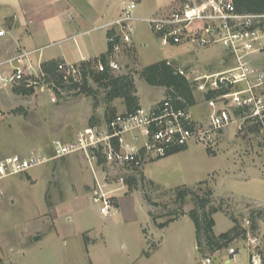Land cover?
<instances>
[{"label": "rangeland", "instance_id": "1", "mask_svg": "<svg viewBox=\"0 0 264 264\" xmlns=\"http://www.w3.org/2000/svg\"><path fill=\"white\" fill-rule=\"evenodd\" d=\"M4 5L0 7V16L14 8L11 4ZM100 33L95 31L93 35H102ZM84 40L87 43L88 36ZM182 43L162 46L148 24L137 21L132 40L137 58L131 46L126 51H122L125 48L122 47L117 55L119 70L112 73L132 74L138 101L140 98L143 107L147 108L155 100L157 104L165 98V88L162 87V91L159 86L146 84L137 73L142 67L167 59L178 70L189 74L191 70L207 69L209 60L218 58L222 51L218 45ZM37 44L41 49L30 54H35V60L38 57L57 60L64 54L70 62L80 57L73 41ZM18 51L17 47L14 55ZM181 53L185 55L179 57ZM30 60L34 61L32 56ZM9 72L10 69L0 72V153L18 150L25 156L40 152L49 160L0 181V255L5 261L10 259L12 264H90L89 258L93 257L96 264H192L195 229L187 214L193 208L189 198L181 207L184 214L164 230L153 224L149 213L157 216V222L174 217L179 209L172 196L175 189L195 187L202 195L205 186H197L201 181H206L213 190L211 205L221 207V211L213 214L216 233L231 228V216L247 228L249 225L244 221L250 219L252 211L264 212V174L249 166L254 157L264 159L263 147H258L257 156L240 150L239 139L232 137L234 126L230 125L225 138L233 141L218 137L213 152L202 142L189 141L184 150L147 161L139 171L143 173V181L139 173L129 176L127 189L116 192L117 208L109 216H103L91 201L92 176L83 156L73 153L50 159L52 139L71 142L83 127L101 126L110 118L106 117V103L101 102L100 93L95 94L98 98L95 104L93 94L83 90L81 81L77 87L64 83L65 87L58 94L47 82L35 88L31 95L15 94L12 87H2L1 78ZM89 85L87 87L97 88L93 83ZM193 93L196 102L189 108L196 115L201 112L203 97L195 90ZM107 105L115 114L126 111L122 98ZM242 139L248 144L257 142L263 146L255 131ZM8 155L0 154V159ZM77 180H82L81 187L76 184ZM145 194L152 199V205L146 202ZM52 217L54 221L51 222ZM53 222L57 233L53 228L48 232ZM259 228L261 233L257 229L252 236L263 241L264 219L260 220ZM32 230L39 231L36 235L39 238L30 237ZM62 234L66 235L65 244L60 239ZM248 243L238 238L228 247L241 249ZM243 248L235 258L237 264H246ZM262 249L258 247L259 252ZM205 256L214 259L216 254L205 253Z\"/></svg>", "mask_w": 264, "mask_h": 264}, {"label": "built area", "instance_id": "2", "mask_svg": "<svg viewBox=\"0 0 264 264\" xmlns=\"http://www.w3.org/2000/svg\"><path fill=\"white\" fill-rule=\"evenodd\" d=\"M117 18L105 24L107 42L112 49L107 64L95 60L98 71L106 66L119 70L117 55L122 47H130L134 35V10L137 0H122ZM163 46L189 42L197 46L219 45L229 55L232 64L209 73H191L175 69L200 93L210 108L208 119L197 122L189 108H177L170 99L150 107L139 106L133 111L116 113L103 125H90L80 130L71 142L52 140L50 159L79 153L89 166L92 185L91 201L100 214L115 211L116 192L127 189V178L142 170L147 161L166 156L184 147L189 141L204 143L213 149L220 133L230 125L234 135L258 134L264 143V11L238 12L233 0H176L173 5L151 18L144 19ZM6 31L0 28V36ZM122 50V51H124ZM31 51L20 50L4 63L11 69L3 76L2 87L46 85L40 64L31 61ZM167 63H170L167 61ZM57 71L64 83H80L78 63L61 59ZM49 83V82H47ZM53 88V83H49ZM53 90V89H52ZM58 87L57 91L61 92ZM49 160L40 152L27 157L10 155L0 160V181L7 176L25 172ZM249 225V220H245ZM248 231L245 241L249 264H264V239ZM262 247V251H258ZM239 249L227 248V261H234ZM194 264H212L210 256Z\"/></svg>", "mask_w": 264, "mask_h": 264}, {"label": "crops", "instance_id": "3", "mask_svg": "<svg viewBox=\"0 0 264 264\" xmlns=\"http://www.w3.org/2000/svg\"><path fill=\"white\" fill-rule=\"evenodd\" d=\"M121 1L122 0H0L1 2L0 7L5 6L4 4H11L14 6L11 12L0 16V24H1L0 28H3L6 31L4 36H0V43H1L0 46L2 45L0 47V72H5V71L8 72V70L11 69V67L4 62L14 55V50L16 51L17 47L18 50L24 49L27 51H32V52L34 51L35 53L41 49V47L37 43L46 42V41H52V44H56V43L59 44L60 42L63 41L64 42L73 41L80 57L74 61H70L71 63L77 64L82 60H94L95 58L100 57V55L105 53L107 49V39H106L107 29L103 26L118 17L120 10L122 8ZM175 1L176 0H137V6L133 13L135 18L134 23L137 21L145 22L143 21L144 19L151 18L156 14H158L159 12L165 10L166 8H169L171 5H173ZM95 31H101L100 34L102 35H93ZM86 36H88L87 43L84 40ZM155 38L157 39L156 36ZM33 44H37V46ZM184 44H188V43H182V45ZM178 45H169V46H178ZM131 49H133L134 55L137 58L136 50L134 46L132 47V44H131ZM34 53L31 55L32 60L34 59V61H37L38 64H41L49 60H56L53 59L54 57H49L45 59H40L41 57H38L37 60H35L36 57ZM183 55H185V53H181L179 57H182ZM62 56H61L62 58L60 57L58 59L60 60L65 58L67 59L66 55L62 54ZM208 63L209 65L207 69L201 71L197 70V71L199 73L221 71L227 68L228 66H230L232 64V60L229 57V55H227L222 50L218 58L209 60ZM159 88H161L162 91L164 90V88L162 87ZM157 101L158 100L153 101L151 104L147 105V107L154 105ZM139 102H140V98H139ZM139 104L140 106H143L141 102ZM201 105H202V108L200 110L201 112L197 113L196 115L193 114V112L189 108V112L197 122L207 121L208 115L210 113V108L207 106L204 100L202 101ZM226 130L227 128H225L220 133L219 137H222L220 140L227 139V141L232 142L233 139L230 140V138H225V136H227ZM233 132H232V137H234V139L235 138L239 139L237 141V146L240 150L243 149L244 151L247 152L250 151L251 154L253 155L255 154V156H257V154L260 153L258 147L261 148L263 147L262 152H264L263 142H262L263 146H261L257 142H252L248 144L245 142V140L242 139V137L235 136ZM51 142H50V146H51ZM186 147L187 145L184 147V149ZM20 153L23 152L18 150H13L11 153H0V154L2 155L13 154L22 157H27L34 152H31L29 153V155H25V156L20 155ZM254 159H255L254 161L251 160L252 162L249 164V166L252 165L256 167L259 170V172H261L262 170V173L264 174V166H263L264 159L259 157H254ZM245 166L246 164L243 167ZM81 182L82 180L81 181L77 180L76 184H79V187H81L82 186ZM117 204H118V200H117ZM117 204L115 201L116 208H117ZM52 220L54 221V217H52L51 222ZM174 222L175 221H172L166 226L161 227L160 230H164L167 226L173 224ZM259 222H258V231L260 232ZM49 228L50 229L48 230V232H50L52 228L54 231H56L54 222L53 224L49 225ZM214 233L219 234L216 233L215 231ZM37 234L39 235V231H37L36 233L33 232L32 230L30 237L34 236L33 237L34 239L39 238L38 236H36ZM79 234L81 235V233ZM65 238H66L65 234L60 235V239L62 240L63 244H65L66 242ZM243 247L244 246H242V248ZM158 249L159 246H157L156 251H158ZM241 249L239 248L240 251ZM243 249H245L246 251V256H247L246 264H249L248 251L246 248ZM216 252H215L216 256L214 257V259L211 258L212 264H231V262L234 263L236 262V259L230 262L227 261L228 258L227 249L226 250L223 249ZM191 253H193V256H195L192 264H194L203 257L197 251L195 230H194V245L191 249ZM89 261L90 264H96V261L93 257L92 258L90 257ZM0 263L12 264L13 262L10 259H6L5 261L4 257L0 255Z\"/></svg>", "mask_w": 264, "mask_h": 264}, {"label": "trees", "instance_id": "4", "mask_svg": "<svg viewBox=\"0 0 264 264\" xmlns=\"http://www.w3.org/2000/svg\"><path fill=\"white\" fill-rule=\"evenodd\" d=\"M233 3L238 12L260 13L264 11V0H233ZM108 33H110V31L107 32V34ZM111 49L112 44L107 42L105 53L101 54L99 57L104 64H107L108 62L107 56ZM95 60L96 58L94 60H82L78 65L81 80L83 82V90L89 94H93L95 104L98 103V98L95 97L97 95L96 93H100L101 102L106 103V117H111L115 114L114 109L109 108L107 103L112 102L116 98L123 99L126 111H133L138 108L140 105L132 74L123 73L115 75L111 72L108 66H106L103 71H98L93 65V63L95 64ZM58 61L60 60H49L40 64L42 74L45 75L47 82L53 83L52 89L56 93L58 92V87L62 89L65 87L64 80L56 68ZM137 73L146 84L165 88V98L163 101L170 99L175 107L185 109H188L195 104L194 89L192 88L191 83L182 73L175 69L174 65L167 63L166 60H160L144 66ZM89 83L95 84L97 88L94 89L87 87L90 86ZM69 86L77 87L78 84L72 83ZM11 91L15 94L31 95L34 92V89L23 85H14L12 86ZM184 147L171 151L167 155L181 151ZM207 150L213 152L210 148H207ZM137 173H139L140 180L143 181L142 172L138 171L136 174ZM202 185L205 186L202 195L196 191L195 187H177L172 194L174 202L179 205V209L175 211L176 215L163 222H157V216L150 212L149 215L151 216L153 224L156 227L161 228L176 220L180 215L184 214L181 207L189 198L193 204V208L187 214L193 221L196 247L201 256L205 253L212 255L216 251L226 249L235 239L241 238L244 240L248 231L251 234H255L258 229V221L264 219V212L261 210L252 211L249 219V226L247 228L241 224L239 219L231 216V228L225 232L215 234L213 231V214L221 211V207L211 205L213 190L207 185L206 181H201L197 184L198 187H201ZM144 198L148 204H153L150 196L145 194ZM176 212H178V214Z\"/></svg>", "mask_w": 264, "mask_h": 264}]
</instances>
